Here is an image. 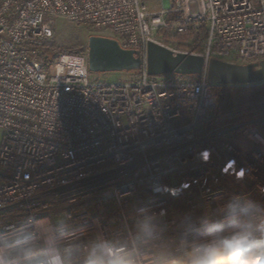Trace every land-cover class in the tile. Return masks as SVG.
<instances>
[{"label":"built area","instance_id":"obj_1","mask_svg":"<svg viewBox=\"0 0 264 264\" xmlns=\"http://www.w3.org/2000/svg\"><path fill=\"white\" fill-rule=\"evenodd\" d=\"M147 2L0 0V236L28 226L55 233L75 264L101 242L154 264L179 254L189 219L235 195L264 202V116L204 127L208 61L264 59V0ZM57 19L139 50L137 76L90 80L87 47L44 56ZM148 42L202 56L203 71L149 75Z\"/></svg>","mask_w":264,"mask_h":264},{"label":"clouds","instance_id":"obj_2","mask_svg":"<svg viewBox=\"0 0 264 264\" xmlns=\"http://www.w3.org/2000/svg\"><path fill=\"white\" fill-rule=\"evenodd\" d=\"M143 239L153 234L151 222L142 223ZM179 254H165L154 264H264V202L248 194L229 198L218 216L203 213L189 219L179 239ZM18 255V264H75L76 253L55 234L37 235L22 226L0 236V264H13L3 256ZM80 264H137L135 253L117 251L106 242L91 247Z\"/></svg>","mask_w":264,"mask_h":264},{"label":"water","instance_id":"obj_3","mask_svg":"<svg viewBox=\"0 0 264 264\" xmlns=\"http://www.w3.org/2000/svg\"><path fill=\"white\" fill-rule=\"evenodd\" d=\"M87 62L89 72L96 73L133 72L142 66L139 50L123 48L116 39L95 34L88 36ZM204 65L200 55L173 52L154 42L147 44L145 67L149 75H197ZM206 79L211 85L242 86L264 82V59L247 64L210 59Z\"/></svg>","mask_w":264,"mask_h":264},{"label":"trees","instance_id":"obj_4","mask_svg":"<svg viewBox=\"0 0 264 264\" xmlns=\"http://www.w3.org/2000/svg\"><path fill=\"white\" fill-rule=\"evenodd\" d=\"M85 48H65L53 37L42 47L44 56L51 58L56 52L78 53ZM138 73L137 71H133ZM216 106L204 122L206 130H218L245 124L264 116V82L253 85H212Z\"/></svg>","mask_w":264,"mask_h":264},{"label":"rangeland","instance_id":"obj_5","mask_svg":"<svg viewBox=\"0 0 264 264\" xmlns=\"http://www.w3.org/2000/svg\"><path fill=\"white\" fill-rule=\"evenodd\" d=\"M149 8L157 9L159 6L153 0H147ZM53 39L62 44L65 48H86L88 30L82 26L74 25L64 19H57L53 25ZM138 73L119 71V72H89V79L93 81L122 82L133 79Z\"/></svg>","mask_w":264,"mask_h":264}]
</instances>
